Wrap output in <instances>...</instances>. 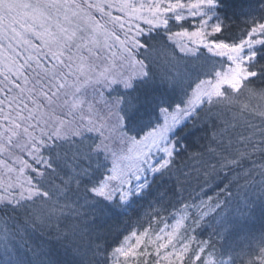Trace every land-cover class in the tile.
<instances>
[{
	"label": "trees",
	"instance_id": "16d2710c",
	"mask_svg": "<svg viewBox=\"0 0 264 264\" xmlns=\"http://www.w3.org/2000/svg\"><path fill=\"white\" fill-rule=\"evenodd\" d=\"M74 2L85 10H88L87 5L93 4L88 0ZM208 8L216 13L214 22L223 26V31L213 38L235 42L243 38L254 23L264 22V0H215L214 4L204 8V12ZM91 13L93 19L100 21L95 8ZM188 23V19L182 20L170 23L168 27H153L147 34L141 30L139 35H135L141 47H136L134 53L147 65L149 75L133 78L132 87H120L112 92L113 97L126 98L120 110L125 117V127L131 133L139 134L160 123L161 106L172 107L183 102L190 88L195 87L199 80L214 81L215 72L222 71L224 58L203 47L193 54H182L176 50L171 39L173 31L187 27ZM253 50L257 57L251 62L250 70L257 71V75L249 78L252 83L249 88L254 89V94L246 92L235 98L232 93L233 103L221 104L218 110H214V114L220 113L216 116L219 119H201L193 113L172 132L176 145L174 165L185 174L191 173L188 179L170 171L171 166H166L148 173L143 187L131 190L123 200L119 194L107 200L86 192L76 198L77 203L84 207L86 236L84 240L72 242L66 235H58V232L65 231L60 229L68 222L58 218L59 212L46 227L30 224L27 218L39 196L27 199V190H20L8 197L9 201L0 200V264H73L74 249L81 245L86 249L92 247L88 254L91 264H110L109 254L113 248L121 242L125 247L135 244L133 232L143 236L140 250L149 255L132 264H156L157 260L164 261L166 251L161 249L160 255H156L159 243L168 242L169 231H175L174 226L181 217L184 219L178 230L179 239L188 237L184 242L190 243L193 249L204 247L205 259H215L216 264H248L250 259L259 255V249L264 247V180L257 174L252 183L245 185L239 174L251 167V161H241L240 166L229 163L234 158L229 153L240 147L237 143L240 134L250 135L252 129L264 127V107L259 95L264 89V67H261L264 65V44L255 45ZM167 53L187 66L190 80L186 79V86L183 84L182 89L178 85L166 87L161 78V67L152 61L154 56H167ZM76 122L82 125L81 121ZM246 128L249 131H245ZM83 138L90 140L87 145L82 143ZM99 140L100 136L89 130H79L75 134L69 132L65 137H55L52 132H47L38 157L22 154L30 165L22 174L31 178L34 186L44 187L60 183L71 171V166L83 167L87 171L80 178L81 186L90 187L104 176L106 179L110 159L103 150L91 153L88 159L78 157L75 161L73 153L78 152L81 146L90 148L99 144ZM209 150L213 151L211 159ZM194 155H203L208 161L207 167L192 160ZM45 160L47 165L42 162ZM184 164L190 167L183 168ZM12 197L20 200L10 201ZM124 237L129 239L125 241ZM60 252L67 259L62 258ZM120 260L122 264L123 258Z\"/></svg>",
	"mask_w": 264,
	"mask_h": 264
},
{
	"label": "snow or ice",
	"instance_id": "6c2138e0",
	"mask_svg": "<svg viewBox=\"0 0 264 264\" xmlns=\"http://www.w3.org/2000/svg\"><path fill=\"white\" fill-rule=\"evenodd\" d=\"M214 3L215 0H197L196 3L187 4L182 3L181 0H175V2L173 0H140V2L120 0V2L106 5L89 4L86 6L88 10H85L74 0H0V153L4 155L0 164L9 175L15 170L9 165L10 159L12 164L19 167V174H22L26 167H30L25 161L15 156L16 151H28L34 158L37 156L39 149L36 147V137L29 129L34 131L42 124L46 127L51 122L53 110L57 107H69L71 110L72 102L67 101L66 97L75 93L71 92L69 81L79 76L81 72L90 70L87 67L89 60L109 57L113 63L102 74L117 78L126 89L132 87L133 78L149 75L144 61H135L139 67L134 74L124 76L121 71L125 62L128 66L133 64V50L141 47L136 36L129 38V32L124 31L125 20L129 22V29L132 20H143L151 30L159 25L167 26L170 13L175 14L174 18L179 22L185 18V11L191 17L200 16L206 6ZM105 7L117 9L124 19L121 16L113 17L110 11L105 12ZM93 8L102 14V18L111 19L113 29L111 32L105 31L103 26L92 18L91 9ZM199 23L200 27L195 31L184 30L175 35L196 38V41L210 53L226 58L228 70L215 72V84L206 80L195 82L196 86L190 88L183 102L176 103L172 107L161 106L159 109L162 115L161 122L146 128L139 134H133L125 127V117L121 113L120 106L126 98L116 96L107 102L110 125L108 139L115 140L117 150H111L107 143L101 141L90 148L81 146L78 152L73 153V160L75 161L78 157L88 159L91 153L103 150L113 158L111 174L107 179L104 176L102 180L90 187L81 186L80 178L86 174L87 170L75 166H71V171L60 183L46 184L42 187L38 184L34 186L31 178L18 181L21 188L24 183H27V199L39 196V200L31 208L27 218L30 224L46 227L53 216L59 212L58 218L67 219L68 222L64 224L65 231L58 232V235H66L70 242L81 241L84 240L87 230L83 226L84 207L77 203L76 198L85 195L86 192L107 200H112L117 194L121 200L126 199L129 190L121 194L120 189L125 182V173L132 175L133 170L135 172H140L141 169L144 172L148 169L156 171L171 166L170 171H175L188 179L191 173L185 174L174 165L176 145L169 136L170 131L193 113L201 119L216 117L220 113L217 111L214 115V110H218L221 104L233 103L232 93L235 94V98L246 92L254 94V89L249 88V85H252L249 78L256 76L257 71L250 70V64L257 57V52L253 50L254 46L264 44V22L254 23L246 35L235 42L213 38L215 34L223 31L220 23L209 24L207 18L200 20ZM136 28L139 35L141 31L139 25ZM117 31H123L125 39L121 40L116 34ZM245 49L248 51L246 52ZM185 50L182 46L181 51ZM189 51L193 50L189 49ZM85 52L87 56L83 54ZM45 63L50 64V67L45 68ZM167 65L170 67L161 71V78L169 84L176 83L179 80V69L172 61H167ZM205 84L211 85L210 90L202 87ZM222 86L227 87L222 90ZM260 94L264 95V89L260 90ZM62 99L65 100L64 104H61ZM61 131L56 129L55 137H60ZM245 131L249 130L246 128ZM101 135H103L102 131ZM213 141L212 143H215V140ZM237 143L240 147L235 152L229 153L234 157L229 163L240 166L241 161H251V167L244 169L239 174V178L245 181V185L252 183L257 174L261 180H264V127L259 130L252 129L250 135L240 134ZM224 150L227 151V148ZM156 153L164 155L154 164ZM212 155L213 151L209 150L210 159ZM191 159L198 161L200 166L207 167L208 161L203 155H194ZM42 162L45 165L48 164L47 160ZM189 167V164L183 165V168ZM117 179L120 180L119 187L109 188V181ZM0 200L9 201L7 197H0ZM18 200L20 199L12 197L10 201ZM61 201L64 203L61 204ZM183 219L184 217H181V220L177 221L174 226L175 231L166 237L168 242L159 243L156 255L159 256L160 250L165 249L163 260L167 264H186V262L187 264H216L215 259L204 258L206 251L204 247L193 249L190 243L184 242L189 239L188 237H184V240L179 239L178 230ZM132 236L136 238L135 244L125 247L121 242L113 248L109 254L110 264H121V257L123 264H132L133 261L138 262L149 255L148 252L140 250L143 236L135 232ZM128 239L129 237H124L125 241ZM169 248L171 251H167ZM156 264H160V261L157 260ZM248 264H264V247L259 249V255L250 259Z\"/></svg>",
	"mask_w": 264,
	"mask_h": 264
},
{
	"label": "rangeland",
	"instance_id": "374dc122",
	"mask_svg": "<svg viewBox=\"0 0 264 264\" xmlns=\"http://www.w3.org/2000/svg\"><path fill=\"white\" fill-rule=\"evenodd\" d=\"M88 1H92L93 4H101V5L120 2V0H88ZM134 2H140V0H134ZM173 2H175V0H173ZM181 2L185 4L196 3L197 0H181ZM206 8L207 6L205 7V9ZM204 10L202 15L196 17L189 16L187 11L184 12L185 18L183 20L188 19L189 22L188 26L184 27L181 30L173 31V34L171 36V39L174 42V45L177 48L176 50H178V52L182 54H193L196 53V51L200 47L201 48L203 47L196 41V38L176 36L175 33L182 32L184 30H187L188 32L195 31L196 28L200 27L199 21L205 18H207L209 24L216 23L214 22L216 13L212 10V8H208L206 12H204ZM104 11L105 12L110 11L113 17L121 16V18L124 19V16L117 9H109L105 7ZM97 13L101 17L98 23L101 26H103V29L105 31L111 32L113 30L111 25V19L102 18V14L98 10ZM174 16L175 14L173 13L169 14V24L177 23ZM169 24L167 26L159 25L158 27H168ZM128 25L129 22L125 20L124 31L129 32V38L137 34V28H136L137 25H139L140 30H145L146 31L145 33L146 34L148 33L147 31L149 29V26L143 20H132L130 29ZM118 27L119 26L117 25V29ZM116 34L120 36L121 40L125 39L123 31H117ZM37 43L39 42L37 41ZM182 46L185 47L186 49L185 51H181ZM189 49L193 51H189ZM204 49L207 50L206 48ZM113 51H116V49H113ZM245 51L247 52L248 50L245 49ZM83 54L87 56V52ZM165 55L167 56H161V55L154 56L155 58H152V61L153 63L158 64L161 67L162 71L163 69H168V66L170 67V65H167V61H172L174 63V66L179 69V80L173 84H169L166 81H163V83L166 84L165 85L166 87L173 88L174 86L178 85L179 89H182L183 87L181 86L186 83V79L187 81L188 79L190 80L189 73L186 71L187 66L184 65L181 60L171 56V54L167 53ZM132 59H133V64L131 66H128L127 63L125 62L124 68L121 69L124 76H128L130 73L134 74L135 70L139 67V65L135 63V61H139V60L136 58L134 50H133ZM112 63L113 61L109 57L93 58L92 60L88 61L87 67L90 68V70L83 71L79 74V76L70 79L69 83L71 85V92L75 93V95L69 94L66 97V100L72 102L73 106L71 107V110H69V107H57L53 110L51 122H49L46 127L42 124L41 127L36 128L34 131L32 129H29V131H32L33 136L36 137V147L39 149V152L41 151L42 142H44V138H46V133L52 132L54 134L56 129L62 130L60 137H65V135L69 134V132L75 134L79 130L92 131L94 134L100 136V140H99L100 142L104 141L105 143L108 144L111 150L114 151L117 150L115 147V143H116L115 140L108 139L110 135L108 130L110 125H109V117H108L109 107L107 102L111 101L114 98L112 93L114 89H118L120 87L123 88V85L119 83V80L117 78L102 74L105 73L107 69H109V65ZM44 67L45 68L50 67V64L45 63ZM228 67L229 65L226 62V58H224V64L223 66H221L222 68L221 72H226L228 70ZM113 80H115V82H113ZM215 82L216 79L214 81H211L212 84H215ZM184 86H186V84ZM202 87L206 90H210L211 85L205 84ZM226 87L227 86H222V89H225ZM107 92L109 94L108 96H106ZM259 95L262 99V105L264 107V95H261L260 93ZM64 102L65 100L62 99L61 104H64ZM210 118L214 119L218 117L210 116ZM76 121H81L82 125H77ZM97 129H100V131H97ZM174 129H172L169 133V136L172 140H173L172 132L174 131ZM101 131L103 132V135H101ZM89 141L90 140H88V138H83L82 143H84V145H87ZM120 147L122 148V145ZM39 152L36 157L39 156ZM22 154L33 157L29 155L28 151L20 152L19 150L16 151L15 156L19 157L20 160L25 161L24 158L22 157ZM104 154L107 156L108 159H110L109 161L111 163L106 176L107 179V177L111 174L113 158L109 153H104ZM163 155H164L163 153L154 154L155 158L153 163L156 164L157 162H159L163 158ZM14 158L15 157H13V159ZM3 159H4V155L0 153V160ZM9 165L15 169L11 175H9V173L3 167V165L0 164V196L7 198L10 196H14L20 190L26 191L28 189L27 183H24L23 188H21L20 183L18 182V181H23L25 178L23 174H19V167L15 164H12L11 159L9 160ZM156 171H153L152 169H148L144 172L143 169H141L140 172H135V170H133L132 175H128L126 172L124 175L125 182L123 184V188L120 189L122 190L121 194L127 193V190H129V192L131 190L134 191L139 190L140 187L138 188V186L143 185L146 175L148 173H152ZM119 185H120L119 179L115 181H109V188H116L119 187ZM66 214L67 211H65V215ZM63 230L64 228L62 227L60 231ZM169 233L172 232L169 231ZM91 248L86 249L85 246L83 245H81L80 247H76V249H74L73 264H91V262H89L88 259V254L90 253ZM65 253L68 256V249L66 248H65ZM59 255H61L62 258L66 257L64 253L62 254V252H60ZM65 259H67V257ZM160 264H167V262L160 261Z\"/></svg>",
	"mask_w": 264,
	"mask_h": 264
}]
</instances>
